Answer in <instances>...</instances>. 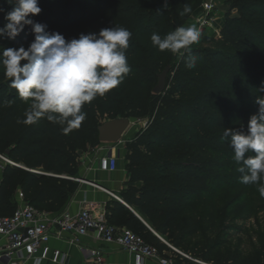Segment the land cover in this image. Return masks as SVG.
Listing matches in <instances>:
<instances>
[{
  "label": "trees",
  "instance_id": "1",
  "mask_svg": "<svg viewBox=\"0 0 264 264\" xmlns=\"http://www.w3.org/2000/svg\"><path fill=\"white\" fill-rule=\"evenodd\" d=\"M197 1L167 0L165 9V0H39L42 11L31 18L68 40L103 28H127L132 33L126 50L131 70L118 87L83 106L87 117L79 128L64 131L46 118L18 124L31 101L25 102L9 87L0 69V155L22 167L7 165L3 170L0 217L13 215L18 192L41 212H62L80 188L76 180L81 153L100 144L99 126L120 117L149 119L145 131L125 146L128 178L118 194L140 219L113 199L107 204L109 223L134 228L166 256L174 252L157 236L208 263L264 264L240 260L232 252L216 253V245L189 250L188 241L200 233V226L186 214L196 212L215 189L241 184L233 150L221 139L223 128L243 126L246 131L258 110L255 98L264 97V0H234L220 44L185 53L166 91L153 93L159 75L169 66V51L153 47L150 36L173 31L187 15L179 14L185 4L192 10ZM12 7L0 0V27ZM233 10L237 15L232 16ZM33 40L31 27L26 26L14 40L0 39V51L27 48ZM192 57L196 66L189 69L186 63ZM178 79L185 84L178 86ZM175 149L183 154L174 156L170 151Z\"/></svg>",
  "mask_w": 264,
  "mask_h": 264
},
{
  "label": "clouds",
  "instance_id": "2",
  "mask_svg": "<svg viewBox=\"0 0 264 264\" xmlns=\"http://www.w3.org/2000/svg\"><path fill=\"white\" fill-rule=\"evenodd\" d=\"M7 2L13 7L4 14L0 39L14 40L26 26L34 34L27 48L2 47L0 51V69L9 80V87L25 102L31 101L25 118L17 123L32 125L46 118L62 125L64 131L79 128L87 117L83 106L118 87L130 72L126 50L132 33L125 27L113 26L68 40L60 33H49L47 25L31 18L42 11L39 0ZM163 7L168 8L167 0ZM190 12V5L185 4L179 14ZM200 36L194 25L178 26L163 37L151 34L150 41L160 52L182 54V50L198 43ZM195 66L192 57L186 67ZM255 104L258 110L250 116L246 131L243 126L223 128L221 139L233 150L240 182L257 185L264 197V97H256ZM34 264H41V259L36 258Z\"/></svg>",
  "mask_w": 264,
  "mask_h": 264
},
{
  "label": "built area",
  "instance_id": "3",
  "mask_svg": "<svg viewBox=\"0 0 264 264\" xmlns=\"http://www.w3.org/2000/svg\"><path fill=\"white\" fill-rule=\"evenodd\" d=\"M218 3L219 0H208L195 15L194 22L200 32L208 29L219 32ZM7 165L17 166L8 157L0 155V170ZM118 166L119 156L111 150L99 160V168L105 173L117 171ZM76 181L85 182L80 179ZM86 183L105 190L97 184ZM18 200L20 204L13 215L0 217V239L4 240L0 246V264H34L36 258L41 259V264H65L66 255L50 246L52 239H64L65 234L70 235L67 240L70 245L88 252L86 264H106L101 248L86 249L82 245L81 240L87 237L107 245H117L132 257V264H179V260L182 264H212L174 248L157 236L174 252L170 256L162 254L158 247L149 244L129 228L110 224L104 203L85 201L75 213L68 210L53 214L41 212L27 203L22 192H18Z\"/></svg>",
  "mask_w": 264,
  "mask_h": 264
},
{
  "label": "rangeland",
  "instance_id": "4",
  "mask_svg": "<svg viewBox=\"0 0 264 264\" xmlns=\"http://www.w3.org/2000/svg\"><path fill=\"white\" fill-rule=\"evenodd\" d=\"M207 1L198 0L196 6L176 27L194 25L199 30L194 18ZM233 3L234 0H219L217 12L219 32L210 29L203 30L199 42L193 44L190 49L182 50V54L169 52L166 66H171L172 70L167 79L168 86L172 83L176 75V67L179 66L185 53L190 50L212 48L220 44L225 16ZM235 15H237V11L233 10L232 16ZM177 84L183 86L185 81L178 79ZM156 85L157 83L154 86ZM148 124L149 119L132 118V126L120 143H100L98 147H105V151H114L119 156V170L127 172L125 146L128 142L134 140L139 133L145 131ZM170 152L174 156L183 154L180 149ZM257 187V185H244L242 183L235 186L223 185L207 195L203 202L198 205L196 212L186 214L185 218L196 219L200 226V233L188 241L189 250L200 249L205 246L210 248L216 245L219 246L216 253L232 252L239 255L240 260L249 259L253 263L259 261L264 263V197L260 196ZM16 210L17 208L12 214ZM130 230L134 231V228H130ZM180 250L189 254L187 248Z\"/></svg>",
  "mask_w": 264,
  "mask_h": 264
},
{
  "label": "crops",
  "instance_id": "5",
  "mask_svg": "<svg viewBox=\"0 0 264 264\" xmlns=\"http://www.w3.org/2000/svg\"><path fill=\"white\" fill-rule=\"evenodd\" d=\"M105 147L97 146L90 148L88 152L81 153L80 157V177L85 182H79L80 188L75 193L69 202L62 208V211H70L75 213L79 211L85 201L100 202L108 204L113 199H116L112 194H119L127 181V172L120 171L119 168L113 173L102 172L99 168V160L104 156L107 151ZM4 172L0 170V183L3 179ZM94 183L105 190L97 188L89 183ZM110 192V193H109ZM17 205L19 206L20 201L18 200V194L16 197ZM70 235L65 234L64 239H52L50 246L53 249L61 250L65 255V264H86L89 259L87 251H81L76 246L70 245L67 240ZM82 245L86 248H101L104 252L106 264H132V257L117 245H107L99 240L92 238H83L81 240ZM4 244V240L0 239V246ZM147 264H155L148 262Z\"/></svg>",
  "mask_w": 264,
  "mask_h": 264
},
{
  "label": "water",
  "instance_id": "6",
  "mask_svg": "<svg viewBox=\"0 0 264 264\" xmlns=\"http://www.w3.org/2000/svg\"><path fill=\"white\" fill-rule=\"evenodd\" d=\"M170 70H171V67L168 66L159 75L158 83L153 89L154 94L161 95L166 91L167 79H168ZM131 126H132L131 118H118L115 120L105 122L103 125L99 126L98 128L99 142L105 143V144L120 143L123 140V137L125 136L126 132L131 128ZM7 154H9V152ZM16 167L22 168L19 165H17ZM79 179L82 180V178H79ZM112 195L115 196L117 200H119L121 203L124 204V202L117 195L115 194H112ZM126 207L129 210H131L140 219V217L132 209H130L128 206Z\"/></svg>",
  "mask_w": 264,
  "mask_h": 264
}]
</instances>
